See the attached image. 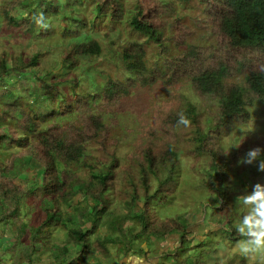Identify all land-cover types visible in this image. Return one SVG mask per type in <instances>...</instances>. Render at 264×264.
Segmentation results:
<instances>
[{"label":"rangeland","instance_id":"1","mask_svg":"<svg viewBox=\"0 0 264 264\" xmlns=\"http://www.w3.org/2000/svg\"><path fill=\"white\" fill-rule=\"evenodd\" d=\"M23 1L0 0V60L4 52L8 55H23L28 59L33 54L41 51L44 52V57L41 58L36 68L29 71L30 76L28 78L25 74H22L17 79L13 73H10L3 90H10L19 96H26L24 91L21 90L22 87L28 88L35 83L39 85V81L38 83L36 81L37 78H47L49 80L51 76H46L47 72H51L58 78H68L69 81L77 79L80 84L77 85L76 89L68 82L60 87L61 93L65 92L74 101L72 109L65 108V111L62 110V113L66 112L68 115L57 114L54 118L35 120L36 126L39 127L38 130L43 133V136L49 138V147L55 149L64 158L61 165L71 172L68 178L69 182L78 177H91L87 169L81 165L85 162V159H88L87 164L90 167L95 166L97 168L103 165L100 164L102 162H111L110 158L114 155L119 162V165L115 168L117 178L113 184L112 192L107 194V198L111 202L107 214L108 218L103 219V216L99 228L90 232V251L96 252L99 247V240H104L109 236L110 239L116 241L107 242V239H105L107 242L106 248L109 255L112 256L111 261L113 264H121L124 256L121 254L122 251L124 252L125 248L127 250L131 238L136 235L134 232L143 227L144 210V217L149 224L148 229L151 233H148L149 235L140 234L143 239H138L137 244L143 242V248L148 250L151 256H155L158 250L164 249L163 241L173 233L183 235V226H187L186 235L191 237L193 234V230H191L193 221L198 223L202 217H207L208 220L215 221L214 223L218 224L213 228L214 231L203 238L200 245L195 246L194 244L200 239V235L206 231L198 226L199 223H195L197 238L193 239L191 244L184 240L182 249L175 250L174 253L172 252L171 258L162 259L159 264H193L195 261L200 263L208 258L204 254L217 253L221 240L224 242L226 237L231 238V236L237 238L236 233L234 234V230L227 222L232 219L233 228L236 230V223L246 211L236 204V198L250 192L254 185L249 178L250 165H241L238 161L250 148L264 147V103L257 102L248 107L249 117L241 122L234 119L232 121H235L233 129H218L215 124L220 120V106L202 92L195 82L167 84L164 80L159 79V81L145 86L139 81L141 85L138 83L133 86L132 76L125 71L122 65L121 47L126 41L137 38L138 33L129 27V20L126 21V19L135 15L139 5L145 11L146 19L158 24L159 17L157 14L153 17L151 14L146 13L151 11V8H157L154 0H115L121 4L120 8L123 14L122 21L116 22L115 28L111 27V23L109 24V22L115 23V21L110 16L109 18L106 17L108 15H99L97 6L91 0L83 5V0H81V4L74 7L75 13L86 23V28L81 30L82 33L79 37L64 35L66 24L62 21L60 15L64 14L63 11L47 20V24L53 28L50 35L43 33L41 31L42 27H40L41 29L38 28L32 35L17 27H10L3 20L2 11L4 8L12 10L15 7L14 14L17 20H22L26 15L24 12L26 8L21 7ZM60 1L69 3V5H71V2H75V0ZM6 2L10 5L7 6ZM199 8L198 4L191 5L188 8H182L179 5V13L182 14L185 10V15L181 18L182 24L179 26L180 33L177 32L179 42L187 41L196 44L201 51L200 58L205 59L207 62L206 66H215L218 59L224 60L228 57L237 59L254 57L249 50H234L227 43L224 46L221 43V38L217 39L216 36L214 39L219 40V44L215 47L217 44L216 42L214 45L212 44L211 39L213 37H210V40L208 37L211 30L202 26L204 23L200 25V29H194L193 27L197 23L196 19L203 18L198 14ZM70 18L74 22L77 21V18L75 19L73 15ZM208 20L212 21L211 18ZM89 38L99 43L101 53L96 57L73 55L76 62L72 66L65 65L63 58L68 53L64 54L63 49L66 50L74 43L88 42ZM147 51V58L151 62H155L158 57L157 52L155 54L151 47L147 48ZM164 57L166 58V56ZM10 60L11 58H9ZM110 77L117 84L119 82L123 83L119 84L117 88H124L129 85L128 94L108 93L106 84L109 82ZM144 79L148 80L149 76L146 75ZM238 82H240V78L233 80V83ZM84 93L88 96L89 104L86 101L78 104L80 95ZM25 98L24 106L26 108L32 106L30 108L31 114L36 113L38 116L47 117L54 112H60L54 110L53 107L49 110L45 109L44 107L50 104L37 100V97ZM55 103L59 105L60 101L56 99ZM187 104L199 110L201 122L197 120V124L190 125L185 129L174 126L171 117L186 111ZM98 106H100L99 109H97ZM105 122L106 125H104ZM209 128L211 130L209 136L201 145L196 138H198V134L208 131ZM252 128L254 130L249 131ZM109 132L112 133L109 134ZM106 135L109 138L108 142L105 139ZM241 140L239 148L233 147L228 154H225L231 145L239 143ZM105 143H107V147H105ZM170 145L176 150L178 156V165H175V173H177L175 174V180L171 184L169 181L167 184L161 185L162 181L168 177L167 172L164 171L160 172L159 176L151 173L149 182H142L139 167L142 161L144 164V160H142L144 149L152 147L154 153L160 155L169 151ZM38 148L42 154L45 153L41 141L38 143ZM211 149H214L221 156V159L230 165L231 184L229 186H231V189L227 185H223V187L232 192L233 199H235L234 205L233 199L231 203L226 204V211L230 212L228 218L224 217L223 210H212L211 204L208 205V198L210 199L212 196V193L206 187V183L211 181V175H213V159L211 152H209L212 151ZM81 154H83L82 157ZM93 155H97V157ZM2 156L0 153V157ZM71 158L74 159L76 167H73ZM138 158H140L139 161H137ZM132 169L134 170V183L128 180V174ZM34 176L35 172L31 169L23 171L19 178L22 186L26 188V185L33 183L36 177ZM69 182L66 189L68 192H72L73 189H70ZM242 183L245 188H241ZM96 186L98 187L99 183ZM146 191L149 195L155 194L156 198L150 199L147 203ZM135 194L139 195L137 202H134L135 206H138L142 213L128 212L127 210H130ZM213 197L220 199L217 196ZM81 198V195H77L71 201L70 206L62 205L63 218L68 228H77L78 223L83 226L84 230L91 228V223L83 222L80 219L77 208L89 209V205L93 207L95 203L90 198L87 201ZM35 199L38 200V196ZM125 205H127V209ZM134 208L137 209V207ZM112 210L115 212L111 215L114 222L111 221L109 215ZM86 216H89V214H86ZM21 219H29L27 221L33 219L35 222H39L43 219V216L38 209L28 207L24 208ZM223 219L225 227H222L223 224L219 225ZM114 223L115 226H113ZM164 229L171 230V232L162 239L156 238L159 235L152 234L154 230L159 233ZM140 230L143 231V229ZM58 234H61V232H58ZM148 238L150 239L148 240ZM64 240L66 243L69 241L65 234ZM227 244L231 250L229 252L236 253V243L227 242ZM147 245H149L148 249ZM78 251L84 252L85 250L80 247ZM219 252L226 251L221 250ZM87 256L93 257L94 255H80L75 264H90L91 258ZM99 256L100 258H98L96 264H107V260H104L105 257ZM143 257H146V255ZM193 257H197V259H193ZM231 262L242 264L245 259L236 255Z\"/></svg>","mask_w":264,"mask_h":264},{"label":"trees","instance_id":"2","mask_svg":"<svg viewBox=\"0 0 264 264\" xmlns=\"http://www.w3.org/2000/svg\"><path fill=\"white\" fill-rule=\"evenodd\" d=\"M87 1L89 0H83V2L75 0L69 5V3H62L60 0H24L21 7L26 8L24 11L26 15L22 20H17L14 14L15 7L12 10L4 8L2 17L10 27H17L32 35L40 28L33 20L34 16L38 17L42 14L47 23L50 17L59 15L63 11L65 15H60L66 24L64 35L79 37L82 33L81 30L86 28V23L75 13L74 7L80 5L81 2L83 5ZM91 1L97 6L99 15H108L106 17L109 18L110 16L115 21V23L109 22L112 28H115L116 22L122 21L121 4L118 1ZM154 2H156L157 8H151V11L146 13L153 17L157 14L159 17L158 24L146 19L145 11L139 5L135 15L126 19V21L129 20V27L138 33L137 38L126 41L121 47L122 65L125 71L132 76V85L135 86L140 81L145 86L157 82L159 79L164 80L167 84L193 81L202 92L220 106V120L216 122L215 127L233 129L235 121H232L234 119L241 122L249 117L248 107L257 102L264 103V0H154ZM48 4L50 5L49 8ZM197 4L200 6L198 14L203 18L196 19L197 23L193 27L194 29H200V25L204 23L202 26L211 30L208 37L209 40L210 37H213L211 40L213 45L216 42L215 47L219 44V40L214 39L216 36L217 39L221 38V43L224 46L227 43L234 50H249L254 57L248 59L245 57L239 59L228 57L224 60L218 59L215 66H206L207 62L200 58L201 51L196 44L187 41L179 42L177 32L180 31L179 26L182 24L181 18L184 17L185 10L181 14L178 12V7L181 5L182 8H188ZM6 5L9 6L10 4L6 2ZM207 12L209 13L207 14ZM71 15L75 16V19L77 18L76 22L70 18ZM210 18L212 19L211 22L208 20ZM41 31L50 35L53 28L49 26L47 29H41ZM149 47L155 54L157 52L158 57L155 62H151L147 58V48ZM43 53L40 51L27 59L23 55H8L4 52L0 60V153L3 155L0 157V223L15 222L23 225V229H27L29 225L23 222L21 216L24 208L33 207L39 210L45 221L40 228L41 232L35 234L33 238H42V231H46L48 237H51L56 229L63 230L69 239L67 245H74L78 250L80 247L85 250L84 252L80 251L81 256L96 253L109 258V252L106 248L109 240L107 242L105 239L99 240L98 249L96 252H91L89 236L93 229L99 228L102 224V217L104 216V219L109 213L111 202H109L107 194L112 192L113 184L117 178L115 168L119 165L118 159L114 155L110 158L111 162H102L100 164L103 165L99 168L90 167L87 164L88 159H85L81 165L87 169L91 177H78L69 182L68 178L71 172L61 165L64 158L55 149L49 147V138L40 133L35 121L54 118L57 114L68 115L66 112L62 113V110L65 111V108L72 109L74 101L65 92L61 93L60 87L68 82L76 89L80 81L77 79L69 81L68 78H58L51 72H47L46 76H51L49 80L37 78L36 81L37 83L39 81V85L35 83L28 88L22 87L21 90L26 96H19L10 90H3L10 73H13L17 79L22 74L28 78L30 76L29 71L36 68L41 58L44 57ZM63 53H68L63 58L64 64L72 66L76 62L73 55L96 57L101 53V47L98 42L89 38L88 42L74 43L66 50L63 49ZM9 58H11L10 61ZM146 75L149 76L148 80L144 79ZM235 78H240V82L233 83ZM230 80L232 81L229 82ZM141 83L139 84L141 85ZM119 84L123 83L119 82ZM119 84L110 77L106 84L108 93L128 94L130 86L117 88ZM85 94L80 95L78 104L83 101L89 104L88 96ZM25 97H37V100L50 104L45 106V109L49 110L53 107L54 110L60 112H54L47 117L38 116L36 113L31 114L30 108L32 106L28 108L24 106ZM56 99L60 101L59 105L55 103ZM183 114L191 121L190 125L197 124V120L201 122L199 110L190 104L186 105V111ZM178 118L179 114L171 117L174 126L185 129L186 127L183 125L177 124ZM106 124L105 122L104 125ZM210 131L209 128L208 131L198 134L196 140L202 145L208 138ZM111 133L109 132V134ZM105 139L106 142L109 141L107 135ZM40 141L45 148L44 154L38 148ZM105 147H107V143H105ZM169 147V151L160 155L155 154L152 147L144 149L142 156L144 164L142 161L139 167L142 182L148 183L151 173L159 176L160 172L164 171L167 172L168 177L162 181L161 185L167 184L169 181L171 184L175 180V165H178V156L176 150L171 145ZM211 150L209 152H211L213 159V175H211V181L206 183V187L213 193L212 197H220L217 199L222 203L219 209L223 210L224 217L228 218L230 212L226 211V204L231 203L234 196L223 185L229 186L231 184L230 165L222 160L214 149ZM93 156L97 157V155ZM70 160L73 161V167H76L74 159L71 158ZM27 169L33 170L36 177L34 176L35 181L26 185L25 188L19 178ZM133 174L134 170L132 169L128 174V180L131 183L135 181ZM249 178L254 185L256 183L264 184V173L257 171L255 166H250ZM68 182L70 189H73L72 192H68L66 189ZM97 183H99L98 187L96 186ZM240 186L245 188L243 183ZM228 188L231 189V186ZM77 195H81L82 200L87 201L90 198L95 203L93 207L89 205V209L77 208L80 219L83 222L91 223L90 229L84 230L79 223L77 228H68L63 218L62 205L70 206L71 201ZM36 196H38V200L35 199ZM163 196L166 198L164 194ZM138 197V194L134 195L130 210L125 205L128 212L142 213L141 209L136 211L134 208L136 207L134 202H137ZM145 197L148 203L150 199H155L156 195H149L146 191ZM113 213H115L114 210L109 214L111 221H113L111 216ZM144 216L145 210L143 211V227L140 228L143 231L139 230V232L134 233L138 232L141 235L151 233ZM232 223L233 221L230 219L227 224L232 227L234 234L236 233V240H239L242 237L233 228ZM219 225L225 227L224 219ZM183 229L184 237L187 226H183ZM157 232L154 230L152 234H157L159 236L156 238L162 239L171 230L164 229L159 233Z\"/></svg>","mask_w":264,"mask_h":264},{"label":"crops","instance_id":"3","mask_svg":"<svg viewBox=\"0 0 264 264\" xmlns=\"http://www.w3.org/2000/svg\"><path fill=\"white\" fill-rule=\"evenodd\" d=\"M214 198L215 197L212 196L210 197V199L208 198V205L211 204L212 210H218L222 203L221 201ZM136 207L137 211L139 208L138 206ZM27 220L23 221L28 223L29 228L27 229H23V225L16 224L15 222H7L2 224L0 223V264H75V261L80 256V252L74 245H67L64 240V234L66 237V232L56 229V231H53L52 236L48 237L46 231H42V238L35 239L33 238L34 235L41 232L40 228L42 224L45 223V221L44 219L39 222H35L34 220ZM207 220V217H202V219H200L198 222V226L202 229H205L206 231H204L202 235H200V239L194 244L195 246L200 245L203 238L214 231L213 228L218 225L214 223L215 221ZM195 223L196 222L193 221L191 225V230H193V234L191 237H189L188 235L183 237L181 233H173L170 237L167 236L169 238L165 239L162 244L164 246V249L161 251L158 250V253H156L155 256L149 255V251L143 248V242L137 244L138 239H143L141 238V235L138 233V231L136 235L131 238V243L128 246L127 250L126 248L125 250L123 249L124 252L122 251L121 254L124 256L121 260V264H159L160 260L171 258L172 252L174 253L175 250L183 248L184 240L188 244H191V241L197 238ZM58 232H61V234H58ZM105 239L109 240V242L113 241L109 238V236ZM236 239L237 238L233 236H231V238L226 237L224 242L221 240V244L217 253H206L204 254L208 257L206 261L203 260L200 263H198V261H195L193 262V264H221V260L224 261V264H237L231 262V260H233L238 254L229 252L231 250L229 248V245L227 244V242H233L235 244L238 241ZM148 246L149 245H147V249ZM221 250H224L226 252H219ZM93 255V257L87 256L91 258L90 264H96L98 258H100L99 254ZM145 255L146 257H143ZM189 258H191V256H189ZM111 259L112 256L110 255L109 258H104V260H107V264H113ZM193 259H197V257H193ZM242 264H247L246 260Z\"/></svg>","mask_w":264,"mask_h":264},{"label":"clouds","instance_id":"4","mask_svg":"<svg viewBox=\"0 0 264 264\" xmlns=\"http://www.w3.org/2000/svg\"><path fill=\"white\" fill-rule=\"evenodd\" d=\"M33 20L39 27L44 29L49 27L42 14L38 17L34 16ZM177 124L189 127L191 121L181 113ZM252 130L254 128L249 131ZM241 142L242 140L231 145L225 154H228L233 147L239 148ZM238 163L255 166L257 171L264 173V147L250 148ZM236 200V204L246 211L235 225L237 233L242 237L235 244V252L243 257L247 264H264V184L256 183L250 192L238 196ZM221 264H224L223 260Z\"/></svg>","mask_w":264,"mask_h":264}]
</instances>
